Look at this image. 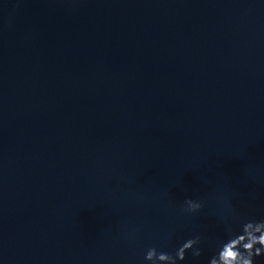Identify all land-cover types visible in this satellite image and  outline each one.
<instances>
[{"label": "water", "instance_id": "obj_1", "mask_svg": "<svg viewBox=\"0 0 264 264\" xmlns=\"http://www.w3.org/2000/svg\"><path fill=\"white\" fill-rule=\"evenodd\" d=\"M229 209L264 219V0H0V264H208Z\"/></svg>", "mask_w": 264, "mask_h": 264}, {"label": "clouds", "instance_id": "obj_2", "mask_svg": "<svg viewBox=\"0 0 264 264\" xmlns=\"http://www.w3.org/2000/svg\"><path fill=\"white\" fill-rule=\"evenodd\" d=\"M203 206V201H184V211L187 213L198 212ZM233 215V211L229 209L228 213L221 217L225 221L228 235L218 243L208 264H256L257 258L264 257V219L241 220L237 231L228 223ZM201 242V236L195 235L184 241L174 253L150 247L144 254V260L149 264H178L184 261L189 253L193 258H199L202 255Z\"/></svg>", "mask_w": 264, "mask_h": 264}]
</instances>
